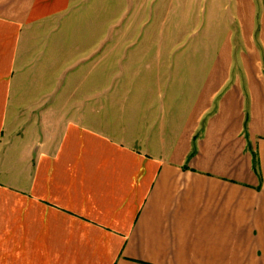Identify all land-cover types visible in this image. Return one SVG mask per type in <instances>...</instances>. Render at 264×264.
<instances>
[{"label": "crops", "instance_id": "0c3cea01", "mask_svg": "<svg viewBox=\"0 0 264 264\" xmlns=\"http://www.w3.org/2000/svg\"><path fill=\"white\" fill-rule=\"evenodd\" d=\"M127 1L0 0V264H264V0Z\"/></svg>", "mask_w": 264, "mask_h": 264}, {"label": "rangeland", "instance_id": "374dc122", "mask_svg": "<svg viewBox=\"0 0 264 264\" xmlns=\"http://www.w3.org/2000/svg\"><path fill=\"white\" fill-rule=\"evenodd\" d=\"M129 2V0L127 1ZM130 3L132 4V6L134 5V0H131ZM155 3H159V0H155L153 1L151 4H155ZM95 6L99 7L100 10L98 12V22L100 25H106L108 24V22L112 23L113 21H117L119 19V13L120 10H122V0H96V3H94ZM108 6L109 7V13L107 11H102ZM86 15L88 16V13H86ZM94 17L95 15L92 14ZM151 23H149L148 25H150ZM170 24V19L167 21V27ZM146 34V33H145ZM153 33H149L146 34V40H150L149 37L150 35ZM100 39L101 37H105V33H99ZM189 43L191 44V41H189ZM188 43V44H189Z\"/></svg>", "mask_w": 264, "mask_h": 264}]
</instances>
